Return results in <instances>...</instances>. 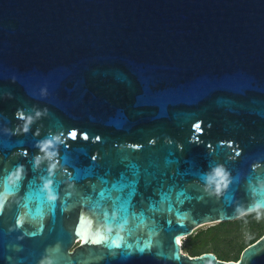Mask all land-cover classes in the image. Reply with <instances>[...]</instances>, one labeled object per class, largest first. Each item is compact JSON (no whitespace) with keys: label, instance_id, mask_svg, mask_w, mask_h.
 Wrapping results in <instances>:
<instances>
[{"label":"water","instance_id":"water-1","mask_svg":"<svg viewBox=\"0 0 264 264\" xmlns=\"http://www.w3.org/2000/svg\"><path fill=\"white\" fill-rule=\"evenodd\" d=\"M19 169L0 264H264L180 243L264 212V0H0V192Z\"/></svg>","mask_w":264,"mask_h":264},{"label":"trees","instance_id":"trees-1","mask_svg":"<svg viewBox=\"0 0 264 264\" xmlns=\"http://www.w3.org/2000/svg\"><path fill=\"white\" fill-rule=\"evenodd\" d=\"M264 234V212L248 214L233 222L201 227L184 242L191 256L212 252L224 261H237L243 250Z\"/></svg>","mask_w":264,"mask_h":264},{"label":"clouds","instance_id":"clouds-1","mask_svg":"<svg viewBox=\"0 0 264 264\" xmlns=\"http://www.w3.org/2000/svg\"><path fill=\"white\" fill-rule=\"evenodd\" d=\"M27 130V129H25ZM53 146L51 140L42 142L40 145L41 151L47 153L49 156L52 155L48 150ZM39 162V161H37ZM22 169L17 170L14 174L8 176L6 181V186L3 192H0V211L3 210L4 204L7 201L9 195H11V189L16 185L17 181H19L21 177ZM214 178H215V194L220 195L223 190L229 187V177L225 170L220 167L214 169ZM213 180L210 178L209 183H212ZM46 187L50 188V185H46ZM260 193H264V181H259L253 188V195H259ZM49 199L55 200L56 197L49 193ZM264 205L256 204L254 209L251 210H259ZM42 264H53L51 259H46V261H42Z\"/></svg>","mask_w":264,"mask_h":264},{"label":"snow or ice","instance_id":"snow-or-ice-1","mask_svg":"<svg viewBox=\"0 0 264 264\" xmlns=\"http://www.w3.org/2000/svg\"><path fill=\"white\" fill-rule=\"evenodd\" d=\"M197 128H199V125H197ZM76 135H77V133H76L75 131L71 132V136H72L73 138H75ZM84 138L86 139L87 137H84Z\"/></svg>","mask_w":264,"mask_h":264},{"label":"rangeland","instance_id":"rangeland-1","mask_svg":"<svg viewBox=\"0 0 264 264\" xmlns=\"http://www.w3.org/2000/svg\"><path fill=\"white\" fill-rule=\"evenodd\" d=\"M209 226H212V225H206V226H203V227L206 228V227H209ZM185 240H186V239H184V240L182 241V246H184V242H185ZM183 250H184V249H183ZM184 252L187 253V251H185V250H184Z\"/></svg>","mask_w":264,"mask_h":264},{"label":"bare ground","instance_id":"bare-ground-1","mask_svg":"<svg viewBox=\"0 0 264 264\" xmlns=\"http://www.w3.org/2000/svg\"><path fill=\"white\" fill-rule=\"evenodd\" d=\"M180 243H181V245H182V240H180Z\"/></svg>","mask_w":264,"mask_h":264}]
</instances>
